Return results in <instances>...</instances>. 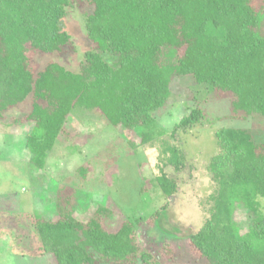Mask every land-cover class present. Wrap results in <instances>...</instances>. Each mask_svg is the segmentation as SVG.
<instances>
[{
    "label": "trees",
    "instance_id": "trees-1",
    "mask_svg": "<svg viewBox=\"0 0 264 264\" xmlns=\"http://www.w3.org/2000/svg\"><path fill=\"white\" fill-rule=\"evenodd\" d=\"M84 1L93 6L85 21L93 47L74 72L55 61L36 67L33 58L61 53L72 43L63 21L75 0H0V121L30 99L24 120L33 127L25 146L38 169L59 137H69L66 124L77 107L115 127L140 128L138 145L159 152L160 172L152 181L171 198L178 182L164 169L180 172L186 166L174 136L199 124L205 111L191 109L169 133L154 113L170 99L173 80L190 76L215 98L230 100L229 117H264V0ZM103 52L115 60H105ZM214 134L218 152L207 169L215 189L207 199V218L188 239L210 264H264V211L258 199L264 197V141L243 128H219ZM88 166L59 184L57 219L27 214L40 256L50 254L56 264H162L141 245V217L109 231L108 207L79 212L74 182L87 179ZM238 210L246 212V227L237 220Z\"/></svg>",
    "mask_w": 264,
    "mask_h": 264
},
{
    "label": "rangeland",
    "instance_id": "rangeland-1",
    "mask_svg": "<svg viewBox=\"0 0 264 264\" xmlns=\"http://www.w3.org/2000/svg\"><path fill=\"white\" fill-rule=\"evenodd\" d=\"M92 12L93 6L87 1L75 0L63 21L72 43L61 53L35 55L36 67L55 61L79 71L84 53L93 47L85 28ZM102 56L109 62L115 60L109 53ZM171 91L166 105L154 113L158 126L168 133L191 109L205 111L199 124L181 128L174 136L173 142L186 154V166L180 172L171 166L164 169L178 182V191L171 198L164 197L152 181L160 172L159 152L157 147L138 145L140 128L130 132L115 127L105 118L77 107L66 124L69 137H59L45 167L38 169L30 163L25 146L26 135L33 127V122L24 120L30 99L5 113L0 121V264H56L50 254L40 256L39 239L27 214L37 212L57 219L58 186L68 176L77 177L78 167L84 164L89 165L87 179L74 182L79 212L91 214L98 206L108 207L113 211L112 217L104 219L109 231L118 230L127 219L141 217L137 225L141 245L162 264H210L188 235L207 218V199L215 189L207 169L218 152L214 133L219 128H243L261 142L264 117H229L230 100L215 98L207 85L196 84L190 76L176 77ZM258 199L264 211V197ZM237 220L246 227V212L238 210Z\"/></svg>",
    "mask_w": 264,
    "mask_h": 264
}]
</instances>
